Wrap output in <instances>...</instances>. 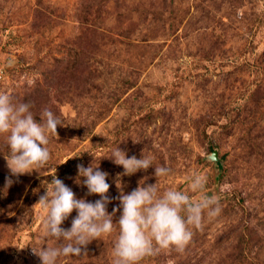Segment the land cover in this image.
Segmentation results:
<instances>
[{"label":"rangeland","instance_id":"obj_1","mask_svg":"<svg viewBox=\"0 0 264 264\" xmlns=\"http://www.w3.org/2000/svg\"><path fill=\"white\" fill-rule=\"evenodd\" d=\"M52 70L64 76L50 81ZM0 92L38 121L45 108L62 121L48 164L24 175L10 172L0 134V264H42L32 249L62 241L45 235L36 204L54 175L77 199L99 200L76 182L77 165L98 164L114 223L121 191L142 180L160 195L218 199L220 213L205 212L184 252L139 264H264V0H0ZM118 147L152 167L123 175L110 159ZM157 166L170 170L158 181ZM196 174L202 194L190 190ZM118 234L117 225L57 264H113Z\"/></svg>","mask_w":264,"mask_h":264},{"label":"clouds","instance_id":"obj_2","mask_svg":"<svg viewBox=\"0 0 264 264\" xmlns=\"http://www.w3.org/2000/svg\"><path fill=\"white\" fill-rule=\"evenodd\" d=\"M28 103H13L12 97L0 92V134H7L10 155L7 166L14 176L24 175L44 168L51 159L47 147L49 136H57V127L62 121L50 109L45 108L38 121ZM110 159L124 169L123 175L131 176L138 171H147L152 167V158L144 156L128 157L118 148L112 151ZM155 177H166L170 170L157 166ZM79 177L84 178L83 185L89 195H97L99 200L87 202L77 199L71 188L54 175L50 190L46 189L36 205L47 214L43 220V230L47 237L62 241L56 247L32 249L42 264H57L59 258L81 257L87 255V245L93 240L116 231L119 234L113 248V264H139L145 257L154 256L161 250L175 249L184 252L193 237L192 228H200L205 212L208 216L218 215L221 211L215 196L201 195L199 200L183 191L169 189L159 194L158 183L139 186L129 194L121 191L119 196L122 209L118 222H113L117 209L112 214L107 211L110 200L107 196L110 185L106 172L97 166L77 165ZM143 182V183H142ZM11 184V181H8ZM206 177L196 174L191 182L193 193H204ZM118 188V187H117ZM35 206V205H34ZM76 211L70 229L61 225ZM182 213L184 215H182ZM169 264H173L169 261Z\"/></svg>","mask_w":264,"mask_h":264},{"label":"trees","instance_id":"obj_3","mask_svg":"<svg viewBox=\"0 0 264 264\" xmlns=\"http://www.w3.org/2000/svg\"><path fill=\"white\" fill-rule=\"evenodd\" d=\"M82 64H84V62H82ZM86 62H85V65L84 66H82L81 65V68H82V71L84 72L86 69H87V67H86ZM51 79H50V81H52L54 78L56 79V78H60V77H63L64 76V73H63V71L62 70H59V71H57V72H55V70H52L51 71ZM49 83V82H48ZM52 86H51V84L49 83V84H47L46 83V86L44 85L42 88H44V93H46V91H49V89L51 88ZM31 102H32V104H37V101L34 99V100H31ZM39 107V106H38Z\"/></svg>","mask_w":264,"mask_h":264},{"label":"water","instance_id":"obj_4","mask_svg":"<svg viewBox=\"0 0 264 264\" xmlns=\"http://www.w3.org/2000/svg\"><path fill=\"white\" fill-rule=\"evenodd\" d=\"M211 159H213V160H217V151H215L213 154H212V156H211Z\"/></svg>","mask_w":264,"mask_h":264}]
</instances>
